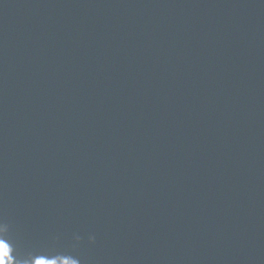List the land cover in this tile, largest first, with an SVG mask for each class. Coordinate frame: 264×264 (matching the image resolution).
Wrapping results in <instances>:
<instances>
[{"label": "water", "instance_id": "95a60500", "mask_svg": "<svg viewBox=\"0 0 264 264\" xmlns=\"http://www.w3.org/2000/svg\"><path fill=\"white\" fill-rule=\"evenodd\" d=\"M0 264H264V0H0Z\"/></svg>", "mask_w": 264, "mask_h": 264}]
</instances>
